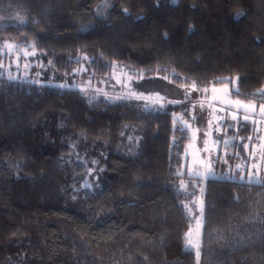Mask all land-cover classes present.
Listing matches in <instances>:
<instances>
[{
  "label": "trees",
  "instance_id": "trees-1",
  "mask_svg": "<svg viewBox=\"0 0 264 264\" xmlns=\"http://www.w3.org/2000/svg\"><path fill=\"white\" fill-rule=\"evenodd\" d=\"M4 41L46 68L0 79V264H264V185L178 173L189 137L173 113L189 103L91 100L68 76L118 65L143 73L138 92L234 82L232 98L260 104L264 0H0ZM198 187L199 257L184 248Z\"/></svg>",
  "mask_w": 264,
  "mask_h": 264
},
{
  "label": "rangeland",
  "instance_id": "rangeland-1",
  "mask_svg": "<svg viewBox=\"0 0 264 264\" xmlns=\"http://www.w3.org/2000/svg\"><path fill=\"white\" fill-rule=\"evenodd\" d=\"M105 5V3H104ZM104 6L102 5L101 8L99 9L100 13L98 15L101 14V11L103 10ZM10 43L7 41H4L2 43H0V64L3 65L2 68H0V73H3V76H5L7 78V73L10 70L13 76H18V79L20 80H24V81H29V82H37L38 78L40 77L41 73L45 70V66L41 63V61H36L34 60L35 57L37 56L36 54L34 56H29V57H25L23 55V52H20V59H19V67H17V60H16V53L12 52L9 53V50L5 47V44ZM13 45L18 46L19 48L23 49V48H27L30 52L33 50L32 46L30 44H26V45H18L15 43H11ZM28 64L29 67L25 68L24 65ZM43 66V67H42ZM81 69H86L85 70H81ZM121 69H123L125 72H128L130 75L134 76V79L132 80L131 84L129 85V87L136 91L133 88V82L140 80V76L139 73H135V72H131L128 69H125L122 66H118L115 65V73L116 75L120 76L121 75ZM80 70V71H78ZM113 72H114V67H112L111 71L109 72V74L105 77H97L95 75H93L91 72H89L85 66V64H80L79 67L73 69V71L71 72V75H68L70 78H72V81H70L72 86H75L79 89H81L82 87L86 89V91H82L85 96L88 99H96V97H101V99L105 100V101H122V100H115V99H106L104 96V93H107L108 97H116V96H121L124 95L127 91L128 88L123 87L122 84H118L116 82V79L113 78ZM37 73H39V75H37ZM67 78V77H66ZM121 80H124V77L121 76ZM68 86V84H63ZM191 85H189L188 87L190 88ZM225 86H227V88L229 89V97L232 100H237L234 99L230 96V91L236 89V84L233 82L232 85L227 84V85H222V86H209V87H197L196 91H192L190 96L188 97L187 100H185V91L186 89L184 87H177L172 88V87H168L167 91H164L165 93L162 92H150V93H144L146 96L148 95H152L154 97L155 93H159L160 96L165 97V105L167 104L166 101L167 100H179V101H183V103H189L190 105V112L188 114V116H184L181 113H176L177 114V118H176V123L182 128L185 129L184 125L180 122L179 117H183L184 120H188L191 123L192 126V130H188L185 129L188 132V137H189V142L186 145L187 148V154H185L184 152V162L181 166V169L179 170V174L181 175H188V167L193 165V157H192V152L193 149L192 148H188L187 146L189 145V143L191 142V136H192V131L195 130L196 128H199L201 131L198 134L199 138L195 141V144L198 148H202L203 147V132L204 130L207 129V120H208V112L210 111V109L207 106V98L211 97L213 95L212 93V88L215 87L218 90L223 89ZM207 88L208 91L204 92L203 89ZM138 92V91H136ZM217 96H222L223 92L222 91H217L216 93ZM128 100V99H126ZM137 101L139 104L142 105L143 108L145 109H150V110H154L157 111L158 110V105H154L152 104L151 101H144V100H136V99H132ZM205 101V107L204 109L200 108L199 103H197V101ZM239 100V99H238ZM216 103V102H214ZM193 104H195V107H193ZM257 105V110H256V114L253 116V119L260 121L259 124L257 125H253L251 120L248 122L243 121L242 119L240 120L239 125H242L244 123H250L253 126V140L251 141V143H249V141H246L245 143L248 144V150L244 151L245 152V158H243V156H241L239 150V147L243 148V145L245 143H242V139H240V136L238 134H236V130H237V126L235 127H231L227 129V132L224 133L222 132L220 135L223 136L224 138H233L235 137V139H231V143L225 147L223 145V143H221V145L217 148V150L215 152L212 153V158L215 159L217 155H219L221 157L220 160L216 161L213 164V170L215 173V178H229V179H240L241 176L244 177V180L247 181L248 179V172L251 169V165L253 163H257L259 168H260V175L264 176V161H259L254 160L251 158L250 154L253 152L254 150V146L258 145L261 143V141L258 139L259 136L264 135V118H262L259 114V104L256 103ZM217 107L223 106V105H219L218 103L216 104ZM231 110H235V109H231ZM219 114V113H218ZM241 115H242V111H241ZM192 116H195L196 119L192 120ZM229 124H234L235 122H232L230 119L228 120ZM254 129H260L261 131H256ZM217 133L213 132V137L216 138L217 137ZM186 150V149H185ZM257 151V153H259V149H255ZM225 152H227V156H225ZM237 153H239V155H237ZM200 156H205L206 154L201 152L199 153ZM226 157H231L233 160H235L234 162V170L231 168L233 165L227 163L225 164L223 161L224 159H226ZM240 164L242 165L241 168H237L236 165ZM201 171H203V169H201ZM236 171L239 172L238 176H236ZM252 171H255V169H252ZM92 172V170H91ZM90 172V173H91ZM185 182V184H188L187 180H183ZM196 181H200L199 179H196ZM88 185V187H85V185ZM192 184H193V180H192ZM82 187L83 188H87V189H91L92 188V184L89 180V178H86L83 182H82ZM201 187H198V193L196 194V196H194L192 198V212L189 213L190 217H191V225L189 227V230L191 229V234L190 235H186L189 233V230L187 231V233L185 234V239H184V248L192 251V252H197V250L199 251V235H200V228H201V222L198 223V220H200L199 217V201L201 200ZM191 240L193 242V245H195V247H193L192 245H189L188 241Z\"/></svg>",
  "mask_w": 264,
  "mask_h": 264
},
{
  "label": "snow or ice",
  "instance_id": "snow-or-ice-1",
  "mask_svg": "<svg viewBox=\"0 0 264 264\" xmlns=\"http://www.w3.org/2000/svg\"><path fill=\"white\" fill-rule=\"evenodd\" d=\"M105 7H108V4L105 3ZM125 13H127V9L124 10ZM238 15H243V13H238ZM22 23H24V21H21ZM5 47L9 50V53L15 52L16 53V60H17V67H19V59H20V52H23V55L25 57H29V56H34L36 54L35 52V46H33V50L30 52L27 48H19L16 45H13L11 43H7L5 44ZM85 60H87V56L84 57ZM49 64L52 63V61L48 62ZM77 63H79V61H77ZM3 65L0 64V68H2ZM25 68H28L29 65L25 64L24 65ZM43 67V66H42ZM114 67V72H113V78L116 79V82L118 84H122L123 87L128 88V91L121 96H116V97H108L107 93H104V96L106 99H115V100H126V99H136V100H144V101H151L152 104L154 105H158V110H163L165 108V97L160 96L159 93H155L154 97L152 95H148L146 96L143 92H136L134 90H132L129 85L131 84L132 80L134 79L133 75H130L128 72H125L123 69H121V75L118 76L115 73V65ZM81 70H85L86 69H81ZM80 71V70H78ZM37 75H39V73H37ZM121 76L124 77V80H121ZM140 78H143V73L139 74ZM0 79H3V73H0ZM7 79L9 81H16L18 80V76H13L11 71L9 70L7 73ZM165 79H167V77H165ZM238 79V78H237ZM36 83H39L38 81ZM66 85H59L58 87H65ZM181 87H184L186 89L185 91V100L188 99V97L190 96L192 91H196L197 90V84L195 82H193L190 86V88L186 85H180ZM81 91H86L85 88H81ZM204 92H207L208 89L204 88L203 89ZM212 93L213 95L211 97L207 98V106L210 109V111L208 112V120H207V129L204 130L203 132V147L202 148H198L195 144V141L199 138L198 134L200 133V129L196 128L195 130L192 131V136H191V142L189 143V145L187 146L188 148H192L193 152H192V157H193V165L188 167V175L190 177H193V187L196 186V179H199L201 182L204 180H207L210 177H214L215 173L213 170V164L220 160L221 157L219 155L216 156L215 159L212 158V153L215 152L217 150V148L221 145V143H223V145L225 147H227L230 143H231V139H235V137L229 139V138H224L223 136H221L220 134L222 132L226 133L228 128L231 127H235L237 125H239L240 120L242 119L245 122H248L251 120L253 125H257L260 123V121H257L255 119H253V116L256 114V110H257V105L255 101H242V100H232L229 97V89L227 88V86H225L223 89L218 90L215 87L212 88ZM217 91H222L223 95L222 96H217L216 93ZM259 95L261 98H264V88L259 90ZM216 102V103H214ZM167 104H181L183 103V101H179V100H167L166 101ZM197 103H199L200 108L204 109L205 107V101L201 100V101H197ZM219 105H223L220 107H217L216 104ZM193 107H195V104H193ZM231 109H235L234 111ZM241 111H242V115H241ZM219 113V114H218ZM259 114L262 118H264V102H261L259 104ZM173 124L175 126L176 124V118H177V114L173 113ZM180 122L184 125L185 129L188 130H192V126L191 123L188 120H184L183 117H179ZM192 120H195L196 117L192 116L191 118ZM231 120L232 122H235L234 124H229L228 120ZM256 131H261L260 129H254ZM213 132L217 133V137L214 138L213 137ZM240 139H244L243 137H240ZM258 139L261 141L260 144L255 145L254 146V150L253 152L250 154L251 158L254 160H259V161H264V135H261L258 137ZM247 140L249 142H251L253 140L252 136H248ZM259 149V153H257V151L255 149ZM243 150L247 151L248 150V144L245 143L243 145ZM205 153V156H200L199 153ZM185 154H187V148L185 150ZM225 156H227V152H225L224 154ZM237 155H239V153H237ZM225 164L228 163V159H224L223 161ZM237 168H241L242 165L237 164L236 165ZM201 169H203V171H201ZM252 169H255V171H252ZM89 172H91V169L89 170ZM241 182L244 181V177L241 176L240 177ZM247 183L249 184H260V185H264V176L260 175V168L258 166L257 163H253L251 165V169L248 172V179H247ZM85 187H88V185L86 184ZM180 188L183 190H187V185L185 184V182L183 180L180 181ZM201 192H203V188L200 189ZM184 207L188 210L189 213L192 212V208H190L187 204L184 205ZM205 214V209H204V203L203 200L201 199L199 201V217L200 220H198V223L201 222V220L203 219ZM191 234V229L189 230V233L186 235H190ZM189 245H192L193 247H195V245H193V242L191 240L188 241ZM199 251L197 250L196 255L197 257H199Z\"/></svg>",
  "mask_w": 264,
  "mask_h": 264
}]
</instances>
